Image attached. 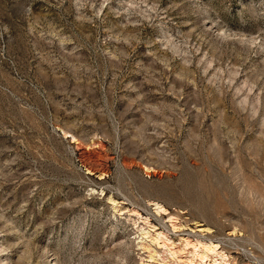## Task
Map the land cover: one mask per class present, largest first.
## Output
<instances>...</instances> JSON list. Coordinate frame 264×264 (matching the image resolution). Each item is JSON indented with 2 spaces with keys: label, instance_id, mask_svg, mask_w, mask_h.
<instances>
[{
  "label": "rangeland",
  "instance_id": "374dc122",
  "mask_svg": "<svg viewBox=\"0 0 264 264\" xmlns=\"http://www.w3.org/2000/svg\"><path fill=\"white\" fill-rule=\"evenodd\" d=\"M0 264H264V0H0Z\"/></svg>",
  "mask_w": 264,
  "mask_h": 264
},
{
  "label": "bare ground",
  "instance_id": "6f19581e",
  "mask_svg": "<svg viewBox=\"0 0 264 264\" xmlns=\"http://www.w3.org/2000/svg\"><path fill=\"white\" fill-rule=\"evenodd\" d=\"M126 211H127V212H130V211H132V210L127 208Z\"/></svg>",
  "mask_w": 264,
  "mask_h": 264
}]
</instances>
